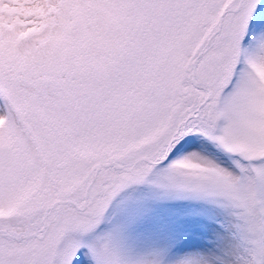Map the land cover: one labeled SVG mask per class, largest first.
<instances>
[{
	"label": "snow or ice",
	"instance_id": "1",
	"mask_svg": "<svg viewBox=\"0 0 264 264\" xmlns=\"http://www.w3.org/2000/svg\"><path fill=\"white\" fill-rule=\"evenodd\" d=\"M0 264H264V0H0Z\"/></svg>",
	"mask_w": 264,
	"mask_h": 264
}]
</instances>
